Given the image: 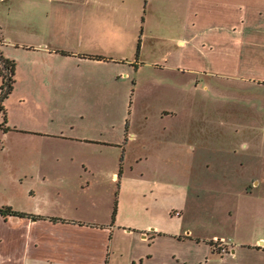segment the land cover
<instances>
[{"label": "rangeland", "instance_id": "1", "mask_svg": "<svg viewBox=\"0 0 264 264\" xmlns=\"http://www.w3.org/2000/svg\"><path fill=\"white\" fill-rule=\"evenodd\" d=\"M184 19L180 0H0V53L14 62L13 87L2 100L5 117L0 111V191L15 171H27L24 185L32 181L34 165V179L38 189H46L44 195L61 179L73 188L90 180L87 190L60 192L72 202L58 206L106 224L114 264H127L141 246L137 232L125 233L123 227L154 224L177 231L181 210H226L229 198L203 191L192 199L190 177L211 150L216 162L243 164L245 172L264 176V88L234 77L224 80L225 86H213L202 70L222 57L180 53L184 47L179 39L189 37ZM200 34L191 45L201 43ZM236 61L232 56L226 64L232 67ZM253 62L245 66L264 75V65ZM207 99L215 104V117L221 100L233 108L246 99L257 102L260 116H224L234 129L223 128L215 117L216 123L206 126ZM248 120L255 121L246 124L258 136L237 145L240 133L234 123ZM83 162L114 165L116 181L102 170L83 172ZM262 189L241 197L236 210L264 213ZM42 199H36V209L45 205ZM18 202L33 206L26 196ZM260 221L257 230L264 233V214ZM152 246L148 253L157 250L163 264H193L199 254L193 244L164 236ZM213 248L222 252L225 246L215 241ZM208 263L221 260L214 256Z\"/></svg>", "mask_w": 264, "mask_h": 264}, {"label": "crops", "instance_id": "2", "mask_svg": "<svg viewBox=\"0 0 264 264\" xmlns=\"http://www.w3.org/2000/svg\"><path fill=\"white\" fill-rule=\"evenodd\" d=\"M180 3L185 6L184 24L189 29V37L185 41H178L184 47L180 53L220 55V62H211L207 70L201 68L205 74H210V82L215 87L225 86L224 80L234 77L249 81L256 88H264V75H260V69L253 65L245 66L252 60L253 63L258 60L264 65V0H180ZM198 32L201 33V43L193 46L191 42H195ZM232 56L237 57L238 61L229 67L226 59ZM243 57L250 60L244 61ZM200 72L199 70L198 73ZM228 103L220 101L217 112L219 116L215 117V104L207 99L206 126L213 124L214 117L223 128H233L231 123L226 124L224 116L234 114L240 120L250 118V114L260 116V108L255 100L252 103L248 99L239 101L233 108ZM234 120L235 118L227 122ZM252 122L255 121L234 123V131L240 133L237 145H245H242L245 137L255 139L254 135L258 136L253 125L246 124ZM206 130L205 151L208 152L211 134L208 133V128ZM244 132L247 133L246 136ZM207 154L205 164L194 167L195 176L190 177V184L192 187L194 185L192 199L196 200L203 191L205 195L212 194L213 198H229L226 210H198L199 214L197 210H181L177 231H162L161 227L154 224H148L146 229L123 227L125 233L133 234L132 231H136L137 243L141 244L139 249H135V254L131 252L126 260L127 264H149L148 259H155L153 264H163L164 257L157 250L148 253L150 246L153 249L152 245L158 236H164L167 241L176 239L193 244L199 251L192 259L193 264H202L203 258V264H209L214 256L219 257L221 264H264V247L261 246L264 233L257 230L261 224L260 215L264 213L257 210H236L241 197L258 194L259 187H263L264 191V176L262 179L256 171L245 172L248 167L240 163L231 165L228 162H216L212 150L211 155ZM81 165L83 172L102 170L109 175L110 180L116 181L114 165L105 167V164H99L90 167L85 162ZM34 167L35 165L29 174L32 181L28 184H23L27 171H15L0 191V206L10 205L15 211L41 217L36 219L27 215L0 214V264H114L111 257L113 241L107 234L110 229L106 224L100 225L96 216H84L79 210L68 212L58 206L72 202L69 201L72 199L63 198L60 192L87 190L91 185L90 180H86L85 184L82 179L80 186L73 184V188L68 186L72 185L68 180L61 179L58 183L51 184L48 195H44L46 189H38L34 179L38 170ZM43 175L40 174L39 178L43 179ZM202 176L204 181H201ZM87 193L89 196L90 191ZM39 195H43L42 201L45 205L47 201L48 205L42 203L44 206L36 209L34 205ZM25 196L33 200V206L30 203L23 206L18 202V199ZM73 200L78 201V196ZM48 206L51 209L48 210ZM149 227L151 230L147 231ZM210 240L224 244V251H214L213 246L208 244Z\"/></svg>", "mask_w": 264, "mask_h": 264}, {"label": "trees", "instance_id": "3", "mask_svg": "<svg viewBox=\"0 0 264 264\" xmlns=\"http://www.w3.org/2000/svg\"><path fill=\"white\" fill-rule=\"evenodd\" d=\"M1 42V37H0ZM4 68V69H3ZM14 62L8 58H5L0 53V75L2 77L0 83V111L3 112L5 117V107L2 104L3 98L11 91L14 82ZM16 209L12 208L10 205H2L0 206V214L1 215H11V216H29L32 218H41L38 215L26 214L23 212L15 211ZM209 245L213 246L214 242L210 240L208 242Z\"/></svg>", "mask_w": 264, "mask_h": 264}, {"label": "built area", "instance_id": "4", "mask_svg": "<svg viewBox=\"0 0 264 264\" xmlns=\"http://www.w3.org/2000/svg\"><path fill=\"white\" fill-rule=\"evenodd\" d=\"M261 246L264 247V242H262Z\"/></svg>", "mask_w": 264, "mask_h": 264}]
</instances>
